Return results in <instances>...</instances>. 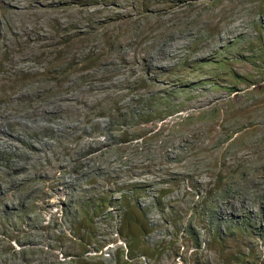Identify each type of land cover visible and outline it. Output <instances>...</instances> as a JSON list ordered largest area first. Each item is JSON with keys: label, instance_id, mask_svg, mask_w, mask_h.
Instances as JSON below:
<instances>
[{"label": "rangeland", "instance_id": "374dc122", "mask_svg": "<svg viewBox=\"0 0 264 264\" xmlns=\"http://www.w3.org/2000/svg\"><path fill=\"white\" fill-rule=\"evenodd\" d=\"M23 1L0 264H264V0Z\"/></svg>", "mask_w": 264, "mask_h": 264}, {"label": "bare ground", "instance_id": "6f19581e", "mask_svg": "<svg viewBox=\"0 0 264 264\" xmlns=\"http://www.w3.org/2000/svg\"><path fill=\"white\" fill-rule=\"evenodd\" d=\"M53 2L54 1H50L46 5L43 3L45 6L41 7L35 4H25L26 2L24 3V1L22 2V0H0V40L1 42L5 43L6 45L7 44L9 45L10 39L13 38L17 40L18 43H21L23 38L28 36L27 35L29 32L28 28L30 27H31V30H30L31 32L35 31L37 33L38 28H41L40 18L41 17L47 18L49 14L47 7L49 6V4H52ZM61 10L63 11V7L61 8ZM63 13L64 12H62V14ZM57 16H59V14H57ZM43 21L44 20H42V22ZM37 36L42 37V35L39 34V32L37 33ZM28 39L31 40L33 38H28ZM205 99L207 98H204V99L199 98L198 101H204ZM1 139L3 141L10 142L7 138H3L2 135H0V140ZM8 237L11 238L12 234L9 233Z\"/></svg>", "mask_w": 264, "mask_h": 264}, {"label": "trees", "instance_id": "16d2710c", "mask_svg": "<svg viewBox=\"0 0 264 264\" xmlns=\"http://www.w3.org/2000/svg\"><path fill=\"white\" fill-rule=\"evenodd\" d=\"M128 211H129V209L127 208V205L123 206L124 215H126V213H128ZM89 219H90V216L86 213L85 216H84V220L85 221H89ZM124 263H126V262H124Z\"/></svg>", "mask_w": 264, "mask_h": 264}]
</instances>
